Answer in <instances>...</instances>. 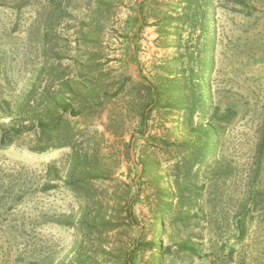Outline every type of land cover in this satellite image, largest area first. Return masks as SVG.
Here are the masks:
<instances>
[{"label":"rangeland","instance_id":"obj_1","mask_svg":"<svg viewBox=\"0 0 264 264\" xmlns=\"http://www.w3.org/2000/svg\"><path fill=\"white\" fill-rule=\"evenodd\" d=\"M20 124L0 264H264V0H0V139Z\"/></svg>","mask_w":264,"mask_h":264},{"label":"trees","instance_id":"obj_2","mask_svg":"<svg viewBox=\"0 0 264 264\" xmlns=\"http://www.w3.org/2000/svg\"><path fill=\"white\" fill-rule=\"evenodd\" d=\"M203 77H204V73L201 72L199 77H198V74L196 75V83L193 82V78H194V73L193 71L191 70L190 71V77H187L189 79L188 81V85L186 84V86H189L186 90L188 91V98H190L191 100L195 99V102L193 103H190L188 102V108L185 109V114L187 115V119L189 122L192 121L195 113L197 112V108L201 109L202 108V103H203V90H204V82H203ZM184 81H186V79H184ZM155 95L156 93H151V96L154 98L151 102V106L154 107L156 106V100H155ZM197 96V97H195ZM187 99V98H186ZM185 99V100H186ZM180 101V100H178ZM142 121H145L146 119V116H147V112L146 111H143L142 112ZM24 125L23 124H20L18 125L17 127H12L11 129H9L10 132H12V136L10 138V136H8V134H6V132L4 131L3 134H2V137L0 139V147H6L10 144H13L14 143V138L15 136H19L21 133H22V130H23ZM60 123L57 124V125H53L52 129L53 131H50L49 133L45 131V129L43 128V125H40V131H41V134H40V137H39V143H42L43 147H39V148H36V149H32L34 152H37V153H42L44 152L45 150L47 149H59V148H63V145L61 142V139L59 137V134H60ZM212 127H207L206 129H204V132H203V139H198L197 141L195 142H192L188 145V149L190 150L188 152V154L191 152L190 155H194V157L191 159L193 160L192 163L190 164V167H189V171H190V168L192 167V164H194V166L201 161L202 158H205V154L206 152H208V149H209V142H210V139L212 137H210L211 133H213V129H211ZM52 132H55V133H52ZM52 133V135H51ZM54 137L56 139V145H52L50 147H48L46 145V142L50 141V138ZM202 137V136H201ZM66 138V137H65ZM67 139V138H66ZM195 153V154H193ZM83 171V169L78 166V164L75 162L72 163V166L70 168V171L68 172V182L70 183V185L77 191L81 190V189H85V184H83V182L78 178L79 174ZM83 177V176H82ZM127 217L130 221V223H133V214H132V211H131V208L129 207L128 208V211H127Z\"/></svg>","mask_w":264,"mask_h":264}]
</instances>
